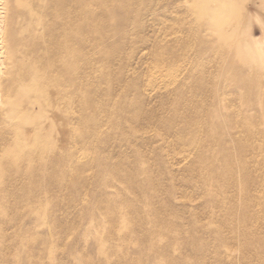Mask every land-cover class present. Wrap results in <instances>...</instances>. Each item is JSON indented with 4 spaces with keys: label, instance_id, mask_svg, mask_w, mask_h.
Here are the masks:
<instances>
[{
    "label": "rangeland",
    "instance_id": "374dc122",
    "mask_svg": "<svg viewBox=\"0 0 264 264\" xmlns=\"http://www.w3.org/2000/svg\"><path fill=\"white\" fill-rule=\"evenodd\" d=\"M10 9L0 264H264V0Z\"/></svg>",
    "mask_w": 264,
    "mask_h": 264
},
{
    "label": "bare ground",
    "instance_id": "6f19581e",
    "mask_svg": "<svg viewBox=\"0 0 264 264\" xmlns=\"http://www.w3.org/2000/svg\"><path fill=\"white\" fill-rule=\"evenodd\" d=\"M70 7L75 10L78 9L76 5H71ZM58 9L62 12L67 9V6L66 4H61ZM10 10V0H0V125L4 124L5 119L10 115L9 113H15V110H12V107H10L7 111H5V108L9 107L11 103L13 105L15 104L16 101L14 100H10L11 102H9V97L17 94V92H15L16 88L21 90V93L27 92V87H25L24 84H26L28 80H32V78H38L42 85V90L46 91L49 87V83L51 82L48 76H45L43 73H39L38 70L33 71L25 69L23 76L15 77L13 75L14 72L17 71H20L21 73L22 69H24L25 63L29 61L33 62L34 59L26 57L25 55L20 58L18 57V50L13 49L16 45V37L12 35V32L18 30L19 27H13V25H11L10 22L12 15ZM59 14L60 13L58 11L55 14L57 18L55 19V23L57 24L58 22V25L60 26H69L68 24H70V21L63 15V13L60 14L62 17L58 18ZM18 58H20V60H18ZM67 60L68 58H65L63 61L64 64L69 63ZM70 63L71 66L75 65L74 63L72 64V62ZM41 70L43 71V68ZM38 73L40 74V77H38Z\"/></svg>",
    "mask_w": 264,
    "mask_h": 264
}]
</instances>
